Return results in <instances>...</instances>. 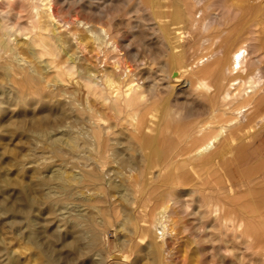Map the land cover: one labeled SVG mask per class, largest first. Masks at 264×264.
<instances>
[{"label":"bare ground","instance_id":"bare-ground-1","mask_svg":"<svg viewBox=\"0 0 264 264\" xmlns=\"http://www.w3.org/2000/svg\"><path fill=\"white\" fill-rule=\"evenodd\" d=\"M228 1L0 0V52L46 55L52 70L14 71L20 94L70 96L85 121L86 145L80 135L83 144L66 141L83 152L73 176L87 200L76 206L82 219L95 225L85 204L129 215L135 243L146 236L138 229L203 227L207 242H240L264 257L252 243L264 246V146L255 140L264 133V53L257 21L241 24ZM89 46L95 61L82 54ZM112 162L123 171L97 175ZM156 237L150 250L161 254Z\"/></svg>","mask_w":264,"mask_h":264},{"label":"rangeland","instance_id":"rangeland-1","mask_svg":"<svg viewBox=\"0 0 264 264\" xmlns=\"http://www.w3.org/2000/svg\"><path fill=\"white\" fill-rule=\"evenodd\" d=\"M227 5L238 9L241 24L257 21L255 35L262 43L260 52L264 53V0H229ZM241 12H245V17ZM120 17L125 19L126 15L121 14ZM195 36L194 40L201 38L198 33ZM15 38L20 44L27 40L18 35ZM188 45L186 43L185 48ZM20 46L26 49L25 45ZM81 50L93 61L99 55L97 49L88 52L90 46L85 51ZM0 54V264H264V257L259 252L246 249L240 242L234 247L220 239L207 242L203 227L138 229L146 236L143 242L135 243L129 215L109 218L105 208L96 215L97 208L83 204L84 218H96L95 225L78 216L76 206L86 199L82 200L78 182L73 176L81 173L83 160L79 154L81 156L83 152L71 149L66 141L70 138L76 140L79 135L84 137L85 121L82 124L83 119L75 116L77 113L68 99L70 96L62 94L52 99L39 96L28 99L20 94L18 83L12 80L14 71H32L35 68L49 72L51 69L44 67L46 55L32 60L27 50L22 61L14 52ZM28 60H32L31 63ZM112 61L108 59L103 65L114 69ZM63 87L68 89L65 85ZM84 140L81 139L83 143ZM255 140L256 145L263 147L264 133ZM77 141L81 142L80 139ZM117 165L115 162L106 163L99 167L103 171L97 168L95 172L98 176L110 178L113 168L122 170ZM82 168L89 169L86 166ZM109 189L113 190L109 192H115L114 188ZM98 203L101 206L107 204H93ZM67 215L69 221L64 217ZM155 235L161 254L159 249L150 250L151 239ZM254 242H257V247L261 245L259 250L264 247L262 241ZM150 251L153 257L149 255Z\"/></svg>","mask_w":264,"mask_h":264}]
</instances>
